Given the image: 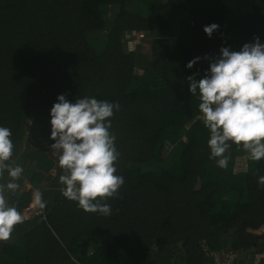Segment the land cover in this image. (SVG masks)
<instances>
[{"label":"trees","instance_id":"16d2710c","mask_svg":"<svg viewBox=\"0 0 264 264\" xmlns=\"http://www.w3.org/2000/svg\"><path fill=\"white\" fill-rule=\"evenodd\" d=\"M226 1L0 0V126L24 169L6 196L21 213L37 189L46 202L0 241V264H217L230 252L232 264H264V159L233 144L217 166L187 80L222 47L264 44V0H236L241 14ZM131 31L151 35L145 55L125 49ZM62 94L121 106L110 132L124 184L103 201L110 216L79 208L62 195L63 170L51 175L50 110Z\"/></svg>","mask_w":264,"mask_h":264},{"label":"clouds","instance_id":"9594fccd","mask_svg":"<svg viewBox=\"0 0 264 264\" xmlns=\"http://www.w3.org/2000/svg\"><path fill=\"white\" fill-rule=\"evenodd\" d=\"M218 28L211 24L203 30L211 37ZM199 59L186 67L192 68ZM187 80L190 93L198 94L199 111L210 131V158L217 166L228 167L230 157L226 153L233 144L242 148L251 161L264 159V44L259 37L245 43L240 51L222 47L203 78L196 80L193 75ZM57 101L50 110V139L55 141L50 148L63 170L59 176L64 186L62 195L77 202L85 212L110 216L111 205L103 201L117 197L124 184V178L116 174L120 153L115 146L116 136L110 132V118L121 106L87 96L73 103L63 94ZM11 137V129L0 126V178L5 172L10 177L6 184L0 183V241L9 240L15 227L24 222V216L6 196V192L18 191L16 181L24 172L23 167L10 163L15 148ZM258 183L264 185V176ZM32 197L35 207H46L38 189Z\"/></svg>","mask_w":264,"mask_h":264},{"label":"rangeland","instance_id":"374dc122","mask_svg":"<svg viewBox=\"0 0 264 264\" xmlns=\"http://www.w3.org/2000/svg\"><path fill=\"white\" fill-rule=\"evenodd\" d=\"M227 5L236 13V14H241L243 13V9L239 6V3H237L236 0H227L226 1ZM176 28V25H175V22H172L171 23V26H170V31L174 30ZM127 32L124 33V35L126 34ZM124 39V38H123ZM152 40V37L151 35H147L145 37L144 40L142 41H139L137 44L134 45V50H136L138 53H141V54H144L147 53V48L149 47L150 45V42ZM124 42V40H123ZM125 44V42H124ZM132 47H127L125 45V49L128 51H132L133 49ZM147 56V55H146ZM135 73L137 75H141L142 71L141 69H139L138 67L135 69ZM54 158V162H55V167L53 168V170L51 171V175L56 177L60 174V170H62L60 167H59V164H58V159L56 157H53ZM33 194V192H32ZM33 197L31 199V203L28 205V207L21 213L23 216H24V221H27L29 219H31L32 217L36 216V215H39L41 214L42 212V209L38 208V207H35L33 205ZM224 259V257H223ZM257 259L258 258H255V261L253 264H257ZM232 264V263H231Z\"/></svg>","mask_w":264,"mask_h":264},{"label":"built area","instance_id":"2783aa9c","mask_svg":"<svg viewBox=\"0 0 264 264\" xmlns=\"http://www.w3.org/2000/svg\"><path fill=\"white\" fill-rule=\"evenodd\" d=\"M147 35L144 32H136V31H131L127 32L124 35V42L127 47H134L135 44H137L139 41H142L145 39ZM134 48L132 49V51ZM128 50V52H132ZM224 259L222 258L220 261L217 262V264H231L235 258L234 253H227L223 255Z\"/></svg>","mask_w":264,"mask_h":264}]
</instances>
